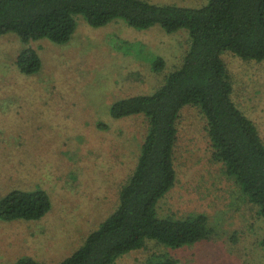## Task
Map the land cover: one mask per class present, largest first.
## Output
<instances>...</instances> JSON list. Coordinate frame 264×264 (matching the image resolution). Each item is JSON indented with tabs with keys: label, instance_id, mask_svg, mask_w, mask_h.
<instances>
[{
	"label": "rangeland",
	"instance_id": "rangeland-1",
	"mask_svg": "<svg viewBox=\"0 0 264 264\" xmlns=\"http://www.w3.org/2000/svg\"><path fill=\"white\" fill-rule=\"evenodd\" d=\"M199 7L209 0H148ZM185 30L136 29L123 20L92 27L77 16L66 44L31 42L43 67L24 74L17 61L24 47L14 32L0 36V199L15 189H45L52 209L40 220L0 219V264L33 257L57 264L72 255L90 232L118 207L120 190L133 172L147 131L142 115L114 119L117 99L149 94L181 64L188 48ZM161 56V73L153 59ZM232 97L264 141V60L226 52ZM200 110L186 106L178 119L177 181L159 201L160 216L205 213L211 235L170 249L154 242L114 264H146L155 255L180 264H264V217L212 159Z\"/></svg>",
	"mask_w": 264,
	"mask_h": 264
},
{
	"label": "trees",
	"instance_id": "trees-1",
	"mask_svg": "<svg viewBox=\"0 0 264 264\" xmlns=\"http://www.w3.org/2000/svg\"><path fill=\"white\" fill-rule=\"evenodd\" d=\"M82 15L92 27L123 20L136 29L160 26L171 34L185 30L188 48L181 64L165 75L150 94L114 101V119L142 115L147 131L138 162L122 185L115 211L72 255L57 264H114L121 256L154 242L180 249L208 238L212 230L205 213L181 218L160 216L159 201L175 186L178 119L186 106L197 107L206 120L212 159L258 207L264 217V141L255 122L235 103L233 84L223 54L264 60V0H209L199 7L157 4L148 0H0V36L17 33L24 45L17 66L24 74L43 67L34 40L70 41ZM161 73L164 59H153ZM52 209L42 187L15 189L0 199V219L40 220ZM14 264H46L23 257ZM146 264H180L169 254Z\"/></svg>",
	"mask_w": 264,
	"mask_h": 264
},
{
	"label": "crops",
	"instance_id": "crops-1",
	"mask_svg": "<svg viewBox=\"0 0 264 264\" xmlns=\"http://www.w3.org/2000/svg\"><path fill=\"white\" fill-rule=\"evenodd\" d=\"M154 92V91H153ZM150 94V93H149Z\"/></svg>",
	"mask_w": 264,
	"mask_h": 264
}]
</instances>
